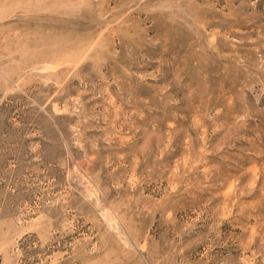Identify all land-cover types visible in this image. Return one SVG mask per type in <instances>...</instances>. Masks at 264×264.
<instances>
[{"label": "rangeland", "instance_id": "obj_1", "mask_svg": "<svg viewBox=\"0 0 264 264\" xmlns=\"http://www.w3.org/2000/svg\"><path fill=\"white\" fill-rule=\"evenodd\" d=\"M0 264H264V0H0Z\"/></svg>", "mask_w": 264, "mask_h": 264}]
</instances>
